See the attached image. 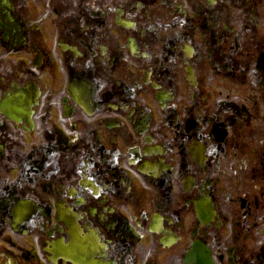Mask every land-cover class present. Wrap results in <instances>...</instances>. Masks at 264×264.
Wrapping results in <instances>:
<instances>
[{
    "label": "flooded vegetation",
    "instance_id": "flooded-vegetation-1",
    "mask_svg": "<svg viewBox=\"0 0 264 264\" xmlns=\"http://www.w3.org/2000/svg\"><path fill=\"white\" fill-rule=\"evenodd\" d=\"M0 264H264V0H0Z\"/></svg>",
    "mask_w": 264,
    "mask_h": 264
}]
</instances>
